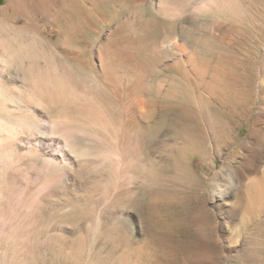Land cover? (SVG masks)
<instances>
[{
  "label": "rangeland",
  "instance_id": "1",
  "mask_svg": "<svg viewBox=\"0 0 264 264\" xmlns=\"http://www.w3.org/2000/svg\"><path fill=\"white\" fill-rule=\"evenodd\" d=\"M9 1L0 0V264H240L232 261L230 232L220 206L230 209L236 186L246 195L254 194V188L247 186L248 180L238 186L235 179L236 185L228 186L227 192L213 191L204 161L205 150L212 145L213 115L219 128L213 143L218 164H234L246 155L250 124L264 105V0H216V8L213 0H202L207 3L203 29L209 34L216 23L218 40L215 44L196 24L185 34L200 70L183 98L189 103L190 129L168 135L165 116L151 121L140 130L143 148L133 165L122 174L115 168L105 175L106 190L98 178L73 177L79 166L70 157L63 178L42 179L30 172L21 111H16V118L1 112L8 63L19 59L22 64L28 45L44 42L37 34L45 23L64 15L88 18L80 32L87 34L86 41L104 39L126 15H138L137 40L141 42L145 35L160 44L168 33L156 16L161 15L157 10L161 0H30L32 5L21 0L26 7L19 3L8 7ZM197 1L168 0L186 12L182 15H195L192 7ZM101 16L108 20L104 26ZM60 41L61 36L52 40L58 46ZM95 43L97 48L100 42ZM141 52L140 57L148 58V52ZM21 77L16 83L19 93L24 90ZM230 173L234 174L223 168L221 182L228 175L235 177ZM117 184L123 187L116 189ZM250 215L245 214L232 229L245 225V230L240 228L241 240H262L264 215L262 219Z\"/></svg>",
  "mask_w": 264,
  "mask_h": 264
},
{
  "label": "bare ground",
  "instance_id": "2",
  "mask_svg": "<svg viewBox=\"0 0 264 264\" xmlns=\"http://www.w3.org/2000/svg\"><path fill=\"white\" fill-rule=\"evenodd\" d=\"M18 3L26 7L21 0H10L7 6L13 7ZM211 3L215 8L218 6L216 0ZM206 7L207 3L198 0L192 7L195 15H182L186 13L184 10L174 8L168 0H161L157 5L161 15L156 16L168 33L160 44L151 43L152 37L142 34L143 40H137L134 30L138 15H126L107 32L104 39L98 37L93 41H86L87 34L80 33L88 18L75 19L74 15H64L61 20L50 18L44 30L37 34L44 41L41 46H35L33 41L26 48L22 64L17 62L19 59L8 63L9 79L4 92L6 103L1 108L8 118H16V111H21L30 172L42 179L63 178L69 172L64 163L70 157L79 166L72 171L73 177L98 178L97 181L106 190L109 184L104 179L105 175L115 168H119L122 174L133 165L143 148L140 130L151 121L163 115L167 119L168 135L179 130L188 132L191 127L188 125L189 103L183 98L188 94V83L200 70L189 50L185 34L193 24L202 34H208L203 29L202 13ZM179 11L181 15H177ZM100 21L103 25L108 20L101 16ZM212 27L208 35L216 44V23ZM148 28L150 32L151 28ZM56 36H61L59 46L52 42ZM96 41L100 42L97 48ZM142 50L148 52V58L140 57ZM170 71L174 73L167 74ZM20 75L24 90L19 93L16 83ZM214 79L216 81V77ZM36 112L40 113L39 118ZM210 124L212 145L211 149L205 150L204 162L212 175V190L219 193L226 191L228 186L236 185L235 179L238 186L243 187V182L248 180L247 186L254 188V194L246 195L243 188L236 186L230 209L220 206L221 213L225 211L224 226L230 232L228 245L231 246L230 253L235 255L232 261L264 264L262 255H254V252L264 254V237L256 242L249 241V237L241 240L243 233L240 230L245 225L240 223L243 228L238 224L232 229L247 213L260 219L264 215V105L250 124L245 141L246 155L240 161L235 159L234 164L222 161L221 166L218 164L220 157L213 145L219 138L216 116H211ZM238 137L236 133L235 138ZM48 157L55 159L51 161ZM225 167L235 177L228 175V180L223 183L221 176ZM49 187L53 188L52 185ZM116 187L123 186L117 184Z\"/></svg>",
  "mask_w": 264,
  "mask_h": 264
}]
</instances>
